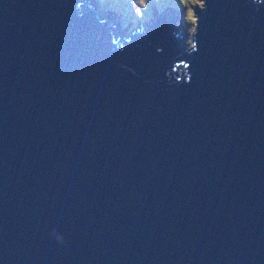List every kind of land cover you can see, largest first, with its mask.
Returning a JSON list of instances; mask_svg holds the SVG:
<instances>
[{
	"label": "water",
	"instance_id": "obj_1",
	"mask_svg": "<svg viewBox=\"0 0 264 264\" xmlns=\"http://www.w3.org/2000/svg\"><path fill=\"white\" fill-rule=\"evenodd\" d=\"M81 1L0 0V264H264V0Z\"/></svg>",
	"mask_w": 264,
	"mask_h": 264
},
{
	"label": "rangeland",
	"instance_id": "obj_2",
	"mask_svg": "<svg viewBox=\"0 0 264 264\" xmlns=\"http://www.w3.org/2000/svg\"><path fill=\"white\" fill-rule=\"evenodd\" d=\"M117 0H101V4L100 6H103L104 3H113L114 2V6L116 7L118 5V10L120 11V13H125L127 16L124 17L122 19V22H125L126 18L128 17L129 19H132V22L128 23V27H130L131 25H135L136 24V19L139 20H149L150 19V11L153 10L149 5L151 4L150 2L152 0H121V4H117L116 2ZM178 2H180L181 6V16L180 18L176 16L175 19H177V23L179 21L183 22L184 27V35L181 41V47L184 44L185 47L190 45V40L189 37L190 35H193V31H194V23H195V13L197 11H201L203 8V5L201 3V0H179ZM166 4H172V0H156L155 5V9L156 10H162L163 7ZM170 6V5H169ZM179 6V4H178ZM171 8V7H170ZM174 9V8H173ZM78 10V8L76 9V11ZM98 12L99 11H103L104 9H100L97 8ZM154 13V12H153ZM75 14H79L78 12H75ZM136 15H140L139 17H137ZM126 23V22H125ZM132 28V26H131ZM172 35H174L171 32ZM183 45V46H184ZM180 71L179 67L172 63V72L173 70ZM173 76V75H172ZM175 78V76H173Z\"/></svg>",
	"mask_w": 264,
	"mask_h": 264
},
{
	"label": "clouds",
	"instance_id": "obj_3",
	"mask_svg": "<svg viewBox=\"0 0 264 264\" xmlns=\"http://www.w3.org/2000/svg\"><path fill=\"white\" fill-rule=\"evenodd\" d=\"M87 1H89L91 4L94 5V14H93L94 19H96V18H102V17H104V15H105L106 12H109L108 15H111V19H113V20L115 19V21H117L119 28H122L123 26H126V29H128V28H131V26L132 27H135L136 25H142V27H144L145 34L147 32L146 23H149L150 21H152L155 17H157L164 10H166V9L172 10L176 14V16L179 17V18H180L181 13H182L181 11H179V13H177V11L175 10V8L173 9V8H170L169 5H165L163 7L162 11H157V10L153 11L152 10V12L149 13L150 16H151L149 20H141V22H140L138 19H136V24L135 25H131L130 27H128V25H129L128 23L132 22L131 19L128 21V23H124V22H122V19H120L119 15H118L117 11H115V9H113L111 7H109V8L106 9L104 6H100L101 0H87ZM99 7H100V9H104V10L103 11L101 10V11L98 12L97 8H99ZM179 18H177V19H179ZM177 19H175L174 22H173V24L171 25V32H172V27L174 25H179L184 30L183 25L181 23H177L176 22ZM142 22L144 24H142ZM182 29H180V30L182 31V33H184V31ZM112 32H115V31L113 30ZM192 36L193 35H190V37H189V40H190V45L189 46H192L193 45V43H192ZM174 64H176L179 67L180 70H182L184 68L180 62H174ZM175 78H178V76H176Z\"/></svg>",
	"mask_w": 264,
	"mask_h": 264
},
{
	"label": "trees",
	"instance_id": "obj_4",
	"mask_svg": "<svg viewBox=\"0 0 264 264\" xmlns=\"http://www.w3.org/2000/svg\"><path fill=\"white\" fill-rule=\"evenodd\" d=\"M179 0H172V4H166V5H170V7L171 8H175V10L177 11V13H179V11H181V4H180V2H178ZM117 2V4H121V0H117L116 1ZM151 4L149 5L152 9H153V11H155L156 9H155V3H156V0H152L151 2H150ZM178 4H179V6H178ZM106 9L107 8H109V7H111V8H113V9H115V11H117V13H118V15H119V17H120V19H123L124 17H126L127 15L125 14V13H120V11L118 10V5L115 7L114 6V2L113 3H104V5H103ZM158 11V10H157ZM159 11H162L161 9L159 10ZM150 12H152V10L150 11ZM137 17H139L140 15H136ZM131 19V18H130ZM128 17L126 18V20H125V22L126 23H128V21L130 20ZM139 20V19H138ZM131 21H132V19H131ZM140 22H141V20H139ZM124 22V23H125ZM178 23H181L182 25H183V22L182 21H179ZM142 24H144L143 22H142ZM183 27H185L184 25H183Z\"/></svg>",
	"mask_w": 264,
	"mask_h": 264
},
{
	"label": "bare ground",
	"instance_id": "obj_5",
	"mask_svg": "<svg viewBox=\"0 0 264 264\" xmlns=\"http://www.w3.org/2000/svg\"><path fill=\"white\" fill-rule=\"evenodd\" d=\"M201 3H202V5H203V7H204V0H201ZM81 8V7H80ZM203 9V8H202ZM199 11H197L196 13H195V21H196V15H197V13H198ZM194 26H195V23H194Z\"/></svg>",
	"mask_w": 264,
	"mask_h": 264
}]
</instances>
